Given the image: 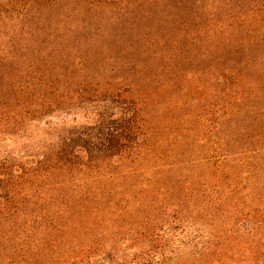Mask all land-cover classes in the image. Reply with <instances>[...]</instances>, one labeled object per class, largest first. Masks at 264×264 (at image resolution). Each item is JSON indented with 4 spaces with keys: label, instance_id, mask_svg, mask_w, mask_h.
Listing matches in <instances>:
<instances>
[{
    "label": "rangeland",
    "instance_id": "1",
    "mask_svg": "<svg viewBox=\"0 0 264 264\" xmlns=\"http://www.w3.org/2000/svg\"><path fill=\"white\" fill-rule=\"evenodd\" d=\"M5 177L54 230L6 264H264V0H0Z\"/></svg>",
    "mask_w": 264,
    "mask_h": 264
},
{
    "label": "trees",
    "instance_id": "2",
    "mask_svg": "<svg viewBox=\"0 0 264 264\" xmlns=\"http://www.w3.org/2000/svg\"><path fill=\"white\" fill-rule=\"evenodd\" d=\"M79 146H76V148ZM76 148L73 146H68L67 148L61 149L57 152L49 163H54L51 169L58 171L60 173H66L67 176L73 177L74 172L77 170V177L74 179V185L78 188L86 189V196H92L95 192H100V182L105 174H102V170L98 167H88L91 163L102 162L105 163L106 155H96L93 156L91 153L87 152L86 158L87 163H84L81 153H77ZM84 147L80 146V149ZM83 152V151H82ZM99 153V152H98ZM112 156H109L111 158ZM116 157V156H114ZM108 158V159H109ZM86 168L83 171L81 168ZM56 173V172H54ZM50 170L47 174H43L40 177L48 180L50 177ZM45 175V176H44ZM103 177V178H102ZM36 178H34L35 180ZM26 191V190H25ZM23 188L18 183L10 181L8 177L0 178V264H6L9 261V253H16L15 245L21 244V249L31 246L35 242V246L40 248L44 244V241H48L49 237L52 235V229L47 219H43L40 223V214L28 219L23 213L24 203H26L27 195L24 193ZM45 200V199H42ZM29 206V201L26 203ZM35 205V202H34ZM87 211V207L82 208ZM26 214V213H25ZM26 218V219H25ZM39 239L35 240V237ZM34 239V240H33ZM47 239V240H46ZM41 244V245H40Z\"/></svg>",
    "mask_w": 264,
    "mask_h": 264
}]
</instances>
